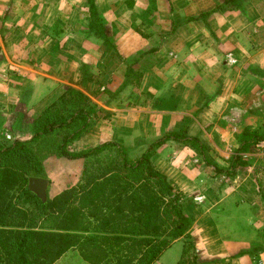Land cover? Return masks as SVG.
I'll return each mask as SVG.
<instances>
[{
    "label": "crops",
    "instance_id": "1",
    "mask_svg": "<svg viewBox=\"0 0 264 264\" xmlns=\"http://www.w3.org/2000/svg\"><path fill=\"white\" fill-rule=\"evenodd\" d=\"M246 1L231 7L225 0H95L119 55L139 57L134 66L127 65L139 72V80L137 86L133 79L123 87L127 66L112 60V67L93 72L98 76L85 88L79 85L82 58L97 51L83 46L87 0H0L5 30L0 33V110L7 117L12 106L22 105L26 119H33L51 103V93L71 86L89 98L97 114L90 130L72 145L82 140L85 147L107 141L135 146L179 133L183 139L162 141L152 161L181 192L200 261L264 264V221L260 224L257 218L264 220L259 185L260 180L264 184V135L262 140L257 136L264 131V18L253 14L251 1ZM193 6L202 11L183 21L180 13L188 14L185 10ZM64 25L82 30L74 31L80 42L73 45L74 52L63 45ZM101 51L99 55L105 53ZM119 88L123 90L115 94ZM135 89L147 97L132 100ZM4 132L2 137L11 140ZM236 151L242 158L251 154L257 163L253 160L245 174L221 172L232 170ZM51 161L44 162L47 174L53 171L54 165L46 167L55 163ZM69 186L57 189L50 180L46 198ZM229 201L237 214L232 217L244 225L240 233L248 236L228 230L227 207L217 216V207ZM182 250L183 239H178L154 264H177ZM54 264L85 263L77 251L68 250Z\"/></svg>",
    "mask_w": 264,
    "mask_h": 264
},
{
    "label": "trees",
    "instance_id": "2",
    "mask_svg": "<svg viewBox=\"0 0 264 264\" xmlns=\"http://www.w3.org/2000/svg\"><path fill=\"white\" fill-rule=\"evenodd\" d=\"M87 3L89 33L105 51L117 53L95 0ZM125 78L123 87L133 79L137 86L139 72L127 66ZM49 100L30 120L22 105L12 106L7 117L0 114V264H54L68 250L85 264H154L178 239L183 250L177 264H204L189 235L192 219L181 193L152 161L162 141L182 140L180 134L171 132L136 153L112 141L74 153L69 148L90 130L96 106L69 87ZM5 130L12 136L8 144L2 143ZM51 158L80 160L82 167L74 185L43 202L27 183L47 178L44 162Z\"/></svg>",
    "mask_w": 264,
    "mask_h": 264
},
{
    "label": "rangeland",
    "instance_id": "3",
    "mask_svg": "<svg viewBox=\"0 0 264 264\" xmlns=\"http://www.w3.org/2000/svg\"><path fill=\"white\" fill-rule=\"evenodd\" d=\"M167 1V0H166ZM251 1V2H250ZM169 2V1H168ZM219 2V0H218ZM217 2V4H218ZM250 2V3H249ZM201 3V0H199V3ZM246 3H249L251 4L248 9H252V13L253 14H256L257 17H261V18H264V0H247ZM221 4V3H220ZM193 5V4H192ZM202 8V7H201ZM224 7H222L223 9ZM203 9V8H202ZM226 9V8H225ZM84 11V10H83ZM188 14L184 13H180L181 16H183V21H186L188 19V21L190 20L189 18H193V16H197L198 13H200V11H202L199 7L197 6H193L192 8H190L189 10H185ZM88 12V11H87ZM237 16V15H236ZM240 16V15H238ZM87 22H88V17H87ZM61 27H63V25H59ZM65 26V25H64ZM65 29L66 32H64V35H63V45L66 46L67 48H69V50H71L72 52H74L72 50V47L73 45H79L80 46V42L77 41L76 37H75V32L74 31H79L81 33V28H79L78 26L75 27L73 25L70 26H65ZM74 28H78L79 30L75 29ZM135 28H138V27H133V29ZM2 27L0 26V33H2ZM4 30V29H3ZM5 31V30H4ZM83 35L86 36L85 38V41L83 42V46L87 45V46H90L92 47V49H96L97 51H94L93 55L91 57H83L82 59L84 60L83 62H81V67H80V74L81 75V80L79 81V85L84 86L86 88L87 85L91 84V81H95V79L93 78V76L96 78L98 76V74H93L94 71H97V70H100V67H103L105 66L106 68L108 66L112 67L111 66V61L112 60H115L116 63L118 62L120 65L123 66V68H125L127 65H135V63L138 61L139 57L137 56H134L133 58H122L119 53L117 52H113V51H105V53L102 55H99V53L101 54V50L104 49L103 47V42L102 40L100 39H96L93 35H91L88 31V26L87 24H84V29H83ZM87 38H89L90 40H88ZM94 39V40H93ZM96 39V40H95ZM107 53H110V55H108ZM113 54L115 57H113ZM67 58V57H66ZM76 59V58H74ZM125 60L126 61H133L132 64H127L125 63ZM110 63V64H109ZM126 64V66L124 65ZM264 77V75H262ZM100 81L103 80V79H99ZM97 83L98 81H96L95 85V90H98L97 89ZM69 88H73L71 86H68ZM67 87V88H68ZM83 87V88H84ZM76 89V88H74ZM123 89L122 88H119L115 94H117L118 92L122 91ZM138 89H135V91L131 92V95L130 97L132 98V100H141L142 98H146L147 96L142 93L140 95V93H138L137 91ZM57 91L59 92V89H57ZM81 92V91H80ZM99 92V90H98ZM105 93L108 95L109 94V90H105ZM85 95V94H84ZM129 97V98H130ZM37 109V108H36ZM35 110V108H33L32 112ZM100 113V111H98ZM35 113V112H34ZM261 113H264V112H261ZM0 114H3L0 110ZM5 114H7V111L5 112ZM5 114H4V117H5ZM262 116V115H261ZM95 119H92V122L94 121ZM7 124L10 125V121L8 120L7 118ZM263 123H264V119H263ZM9 125H7L9 128ZM10 135V139H12L11 137V134ZM263 135H264V131H261L260 133L257 134L258 136V140H262L263 138ZM257 140V138H256ZM11 140H8L7 137L3 136L2 137V143L4 144H8ZM82 143H75L74 145H71L69 150L71 152H74V153H77V152H80L82 150H85V149H88V148H91V147H88V146H84L85 144L83 143V141L81 140ZM114 142V141H112ZM151 143H154L153 142H148L146 143L145 141H141V142H137V144L134 146V145H125L126 147H133L135 148V151L134 153L136 152H139L143 147L146 148V146L150 145ZM121 144V143H120ZM264 146V143L262 144ZM245 152V151H242V153ZM249 152V151H248ZM252 152V150H251ZM249 152V153H251ZM241 153V154H242ZM240 154H237V151L235 154L232 155V158H235V165H233V168L232 170L231 169H227L225 171H221V172H224L226 174H232V175H238L240 172L245 174L247 170L246 167L248 166L249 168H251V164L253 163V160L257 163V161L255 160L254 157H250L249 156H246L245 158H242V156H239ZM74 161V163H73ZM51 162H55V163H48L46 164V167L51 170V167L50 166H53V171L50 172L49 174L46 173V176H47V179L49 180H52V182L54 183V187L59 189V188H62V187H65V186H69L71 185L74 181L76 182L78 180V177L80 175V170H81V167H82V163L80 160H70V162L72 163H67L66 161L63 162H58V161H55V158H53V161ZM57 162V163H56ZM76 162V163H75ZM237 165H240V168H237L236 170V166ZM238 167V166H237ZM262 178V177H261ZM264 178V177H263ZM261 181L260 180V187H262L261 189L264 190V184L262 182L261 184ZM179 191V190H178ZM262 191V190H261ZM180 192V191H179ZM181 193V192H180ZM226 205H223V206H218L217 208L219 209V211L217 212V216L222 214L221 211H225L224 210V206L227 207V216H229V219H226L228 220L229 222V225H228V230L232 231L234 230L236 233H237V236H248V233H240V231H242L244 229V225L240 222L237 218H233L232 215H237L234 211L235 210V206L233 205V201H229L228 203H226ZM223 208V210H221ZM241 210V214H242V208H240ZM262 216L264 217V215L262 214ZM217 218V217H215ZM257 218H259V222L260 224H262V221H264L261 216H257ZM225 221V220H224ZM242 221V220H240ZM229 233V231H227ZM230 235V234H229Z\"/></svg>",
    "mask_w": 264,
    "mask_h": 264
},
{
    "label": "water",
    "instance_id": "4",
    "mask_svg": "<svg viewBox=\"0 0 264 264\" xmlns=\"http://www.w3.org/2000/svg\"><path fill=\"white\" fill-rule=\"evenodd\" d=\"M49 181L45 178H29L27 189L34 194L38 199L46 201V191Z\"/></svg>",
    "mask_w": 264,
    "mask_h": 264
},
{
    "label": "built area",
    "instance_id": "5",
    "mask_svg": "<svg viewBox=\"0 0 264 264\" xmlns=\"http://www.w3.org/2000/svg\"><path fill=\"white\" fill-rule=\"evenodd\" d=\"M227 57H228L229 63H234L235 62L234 59L230 55H228Z\"/></svg>",
    "mask_w": 264,
    "mask_h": 264
}]
</instances>
